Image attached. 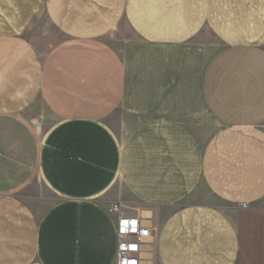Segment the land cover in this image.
Returning a JSON list of instances; mask_svg holds the SVG:
<instances>
[{"label":"crops","instance_id":"1","mask_svg":"<svg viewBox=\"0 0 264 264\" xmlns=\"http://www.w3.org/2000/svg\"><path fill=\"white\" fill-rule=\"evenodd\" d=\"M116 204L264 264V0H0V264H117Z\"/></svg>","mask_w":264,"mask_h":264},{"label":"built area","instance_id":"2","mask_svg":"<svg viewBox=\"0 0 264 264\" xmlns=\"http://www.w3.org/2000/svg\"><path fill=\"white\" fill-rule=\"evenodd\" d=\"M109 212L117 216V264H140V253L149 245L153 231L142 227L138 218L123 217L121 204L113 205Z\"/></svg>","mask_w":264,"mask_h":264},{"label":"rangeland","instance_id":"3","mask_svg":"<svg viewBox=\"0 0 264 264\" xmlns=\"http://www.w3.org/2000/svg\"><path fill=\"white\" fill-rule=\"evenodd\" d=\"M38 180V183H39V179H37ZM158 225V224H157Z\"/></svg>","mask_w":264,"mask_h":264}]
</instances>
